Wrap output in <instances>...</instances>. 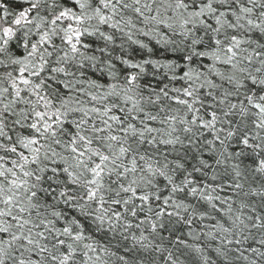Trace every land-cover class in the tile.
Instances as JSON below:
<instances>
[{
	"label": "snow or ice",
	"instance_id": "snow-or-ice-1",
	"mask_svg": "<svg viewBox=\"0 0 264 264\" xmlns=\"http://www.w3.org/2000/svg\"><path fill=\"white\" fill-rule=\"evenodd\" d=\"M125 39L150 58L76 78ZM242 50L264 70V0H0V264H264V78L216 83Z\"/></svg>",
	"mask_w": 264,
	"mask_h": 264
},
{
	"label": "clouds",
	"instance_id": "clouds-1",
	"mask_svg": "<svg viewBox=\"0 0 264 264\" xmlns=\"http://www.w3.org/2000/svg\"><path fill=\"white\" fill-rule=\"evenodd\" d=\"M255 19V17H253ZM83 27H88L87 23L85 25H83ZM247 29H245L246 31ZM245 39H251V34L249 33L247 37H244ZM118 43H120V48L116 51H112V47L109 46V55L107 57H102L99 53H95L96 55V60L98 61L96 63V65L93 67L92 65L86 64L85 69L81 70L84 72V75L81 76L80 72L77 71L76 73V78L84 80L85 82H87L88 80L91 79H99L102 78L103 76H105L108 72L112 71L115 73H119L120 72V67L118 64V61L121 58H130L132 60V62L136 63V62H141V56H144L145 58H150L148 56V49H150L152 47L151 44H148L146 49L144 50L143 53L137 51L136 46L132 45L127 39L123 40V41H118ZM145 43H147L145 41ZM258 41H254L253 44L254 45H258ZM223 47V45L221 46V48ZM245 48L248 47V45L244 46ZM172 51L173 55H179V54H184V55H191L190 52H188L186 50L185 47H180L179 49H174V50H170ZM247 56H248V52L247 51H241L239 53L238 56V67L236 69H232V68H226L222 65H218L217 67L219 68V70L223 73L224 78L217 80L216 83L219 85V87L217 88V91L219 92H223L225 90H230L232 97L234 99H238L240 97H242L245 94V91L248 87V84L250 83V76L255 75L257 76V83L259 86V80L261 78H264V70H262L261 72L257 73L255 71V68L259 66V62L255 60V57H253V63L252 64H248L247 62ZM261 59H264V54H262ZM236 61H234L235 63ZM108 63H112L113 64V68L109 69L108 68ZM145 68L144 72H137V80L138 82L143 79L145 76H147L150 80L151 83L150 84H144L141 86L142 90L147 92L150 91L152 88H155V81L157 78L159 79H163V73H160L159 76H157L156 72L153 71H149V66L148 65H142ZM204 67H207L206 65ZM240 69H247V71H240ZM209 78H211V74L209 73ZM235 77V83L230 82L229 79H227L228 77ZM55 79V77H54ZM124 77L120 76L117 83L118 84H124ZM236 83L242 84L243 87H236ZM124 86H128V85H124ZM171 85H169L170 87ZM128 87H132L134 90L136 89L135 85L132 86H128ZM85 91H95V89H91V88H86ZM83 99H87V97L85 96ZM220 107H227L226 105L220 106ZM178 135L181 136V138L183 139V132H179ZM195 137V134H193ZM185 143H187V141H184ZM260 145H261V149L264 150V139H262L260 141ZM156 148L159 149L160 146L159 144L156 145ZM226 148L227 152L224 153V155L220 156V159L224 160L226 159V156L228 153H232V157L234 161H238L239 158L235 156V153L232 152L233 149H236V151H242V149L240 147H238L234 142L231 141H227L225 140V144L221 147H216L215 151H210L208 148L204 147L203 142L200 145H192V149L193 152L198 153L199 154V159L201 161L204 160L205 155H219L223 149ZM168 152L167 149L165 150H161L159 152L153 151L152 155L154 159H161L162 157H165V153ZM192 152H185L182 149H177L175 151H171L168 152L167 155V159L168 160H173L177 155H179L180 157H182V163H191L194 165V167L199 166L198 164H196L195 161L192 160ZM208 163L213 167L216 168L217 170V179L218 181H221V187L223 186V177L225 174H228L231 169L227 166L225 167H220L217 168V166L215 164H213L211 161H208ZM170 169L171 171L169 172L170 176H174L176 173H178L180 171V169H175L172 167V164H170ZM185 172L190 171V169L185 168L184 169ZM202 174L203 173V169L201 170ZM247 175L250 177L252 175H254V173L252 172H248ZM247 187V184L245 185ZM158 191H162L164 190L163 188H159L157 189ZM190 211V209H189ZM178 226V225H177Z\"/></svg>",
	"mask_w": 264,
	"mask_h": 264
}]
</instances>
